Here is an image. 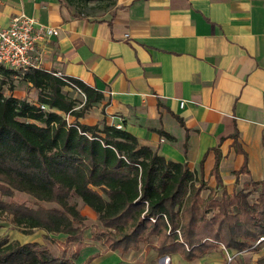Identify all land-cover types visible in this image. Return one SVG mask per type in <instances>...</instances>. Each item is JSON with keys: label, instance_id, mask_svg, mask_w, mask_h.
I'll return each mask as SVG.
<instances>
[{"label": "crops", "instance_id": "0c3cea01", "mask_svg": "<svg viewBox=\"0 0 264 264\" xmlns=\"http://www.w3.org/2000/svg\"><path fill=\"white\" fill-rule=\"evenodd\" d=\"M114 1L100 16L78 17L65 0H0V27L26 14L59 30L39 46L41 69L102 97L79 123L121 126L167 161L213 180L221 195L262 182L264 0ZM18 79L13 97L39 106V97L18 94ZM148 248L193 263L221 247L192 261ZM142 250L105 248L90 264H135Z\"/></svg>", "mask_w": 264, "mask_h": 264}, {"label": "trees", "instance_id": "16d2710c", "mask_svg": "<svg viewBox=\"0 0 264 264\" xmlns=\"http://www.w3.org/2000/svg\"><path fill=\"white\" fill-rule=\"evenodd\" d=\"M95 1H105L106 10L115 5L114 0H65L78 17L92 15L85 9ZM16 76L39 90V104L48 111L13 97ZM70 81L86 95L79 111L64 93L67 82L53 73L22 74L0 65V215L27 234L44 230L65 236L57 255L39 242L0 239V264H76L86 245V217L72 197L96 213L102 227L92 239L106 251L125 254L147 246L160 256L180 253L192 261L222 246L237 253L259 249L264 180L232 194L224 191L220 198L212 190L205 198L208 183L187 163L167 161L116 126L79 123L102 97L83 82ZM67 115L76 121L69 123ZM213 173L220 189L218 167ZM16 192L58 208L19 204L12 200ZM256 264H264V256Z\"/></svg>", "mask_w": 264, "mask_h": 264}, {"label": "rangeland", "instance_id": "374dc122", "mask_svg": "<svg viewBox=\"0 0 264 264\" xmlns=\"http://www.w3.org/2000/svg\"><path fill=\"white\" fill-rule=\"evenodd\" d=\"M97 7V8H95ZM106 10V2L105 1H95L89 3V5L85 9V13L94 14V15H102ZM20 80L19 85L16 88L19 90L18 94L24 99H31L34 100L35 98L38 99L39 97V90L33 89V87L24 86L23 80ZM64 93L72 100L76 102V110L79 111L85 105L84 103V96L76 91L72 90L70 87H64ZM67 120L69 123H74L76 120L74 116L67 115ZM214 181L212 180V184L208 185V190L204 191L203 196L206 198L209 193L213 190L215 191L216 188L214 187ZM240 189V188H239ZM250 190H253L252 188ZM251 201L254 202L257 197L258 193L253 191L252 192ZM218 197L221 196V191H217ZM5 200L9 201V198H5ZM15 202L19 204H25L30 208H37L38 206H42L45 209H54L58 208V205L53 203H46V202H38L33 197L16 192L14 197L12 198ZM71 202L77 203L78 208L81 209V213L86 217L85 221V243L87 249L83 251V257L81 260H76V264H83L87 256L96 253L98 251H103L105 248L100 242H96L92 239V236L97 227H102L96 213L89 207L84 206L82 201L77 197H72ZM7 238L9 241H18L22 244L28 242H39L44 248L49 249L55 255L59 253L61 248V243L65 241V236L63 235H53L45 232L44 230H35L30 234H27L23 231V229L19 228L15 224H13L10 218L0 215V239ZM261 240H264L262 238ZM71 250V249H70ZM224 252L225 258L222 256ZM264 256V242L259 246L258 250H247L241 253H237L234 251H225L223 247L220 248L219 251H212L204 258L195 261L193 263H186L181 259L180 256H166V257H159L158 254L150 250L148 247L144 246L143 250L136 255L133 262L135 264H256L260 258Z\"/></svg>", "mask_w": 264, "mask_h": 264}, {"label": "built area", "instance_id": "2783aa9c", "mask_svg": "<svg viewBox=\"0 0 264 264\" xmlns=\"http://www.w3.org/2000/svg\"><path fill=\"white\" fill-rule=\"evenodd\" d=\"M59 30L41 24L35 17L26 14L15 16L8 27H0V65L22 74L32 69H41L42 57L39 46L45 40L59 35ZM55 76L67 82V87L86 95L62 73H53ZM180 105L183 107L185 102ZM43 111H48L46 104H40ZM121 129V126H117Z\"/></svg>", "mask_w": 264, "mask_h": 264}]
</instances>
